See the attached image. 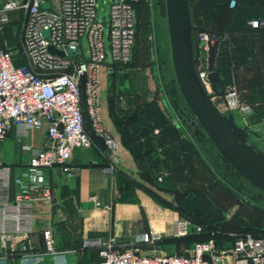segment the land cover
Wrapping results in <instances>:
<instances>
[{"label":"built area","instance_id":"1","mask_svg":"<svg viewBox=\"0 0 264 264\" xmlns=\"http://www.w3.org/2000/svg\"><path fill=\"white\" fill-rule=\"evenodd\" d=\"M46 2L48 6H44ZM230 4L234 5L235 0ZM97 6V0H0L1 23L9 22V13L13 11L25 14L19 51V57L25 62L16 64L14 54L0 47V140L13 127L21 137L32 130L46 129L50 139L44 147L24 146L30 154L28 166L15 178H12L10 167L0 160V235L3 245L13 239V235H17L14 240L20 242L29 238L31 229L20 226L21 218L25 216L30 220L34 201L52 196V184L45 171L60 166L65 174L73 176L70 160L75 150L94 145L86 127V115L93 133L103 140L112 159L103 170L109 176L114 174L120 142L104 122L101 110L103 79L106 72H115L129 63L137 23L132 0H111L107 24L98 20ZM249 23L264 28V16L253 18ZM220 37L218 31L199 32V41L204 43L205 49L209 42L218 49ZM51 47L65 54L54 52ZM198 76L205 90L210 91L207 70L200 71ZM247 92L248 89L240 90L232 84L227 95L228 106L238 108L245 118L253 112V105L242 97ZM12 183L19 189L13 202L8 199ZM96 204L100 205L99 202ZM204 229L203 224L186 217H179L174 222L176 236L203 232ZM211 233L215 234L214 231ZM43 235L47 250L53 252L52 230H44ZM156 238L149 233L142 235L145 241ZM81 245L99 251L101 260L98 264H227L226 258L230 255L237 259L236 264H264V236L257 237L252 233L237 235L230 250L219 249L214 238L196 240L188 254L149 255L138 247L120 249L114 236L106 240L99 236L84 237Z\"/></svg>","mask_w":264,"mask_h":264},{"label":"crops","instance_id":"2","mask_svg":"<svg viewBox=\"0 0 264 264\" xmlns=\"http://www.w3.org/2000/svg\"><path fill=\"white\" fill-rule=\"evenodd\" d=\"M11 13L13 20L19 11ZM261 35L264 38V28H261ZM251 52L245 59L249 67L245 85L251 86L249 100L256 110L242 123L237 122L246 127L249 138L254 133L264 140V79L262 73L260 81L253 79L252 67L258 59ZM110 109L103 88L101 110L104 122L120 142L114 174L109 176L103 170L112 159L103 140L93 133L87 120L86 127L94 145L75 150L70 160L73 176L65 174L60 166L45 171L52 184V196L34 201L30 220L25 216L21 218L20 226L31 229L27 240H14L17 235H13V239L3 245L0 235V264H98L101 260L99 251L81 245L84 237L93 236L105 240L114 236L120 249L138 247L149 255L188 254L196 240L210 238L215 239L219 249L230 250L239 234L264 236V198L253 196L245 187L221 179L223 187L218 197L208 196L209 192L202 190L197 195L183 191L177 194L176 189L183 187L184 181L191 190L203 184L200 165L213 171L212 162L197 143L199 140L189 139L184 132L178 133L176 140L159 137L161 142L167 143L161 147L164 151L160 155L170 170L162 184L150 168L146 170L140 165V154L130 150L132 139L118 130ZM49 142L46 129L32 130L21 137L13 127L0 140V160L10 167L12 178H15L28 166L30 154L24 146L44 147ZM155 151L156 147L148 148L144 156L150 158ZM18 190L12 183L9 201L16 200ZM231 205L233 212L227 214ZM179 217L203 224L204 231L176 236L174 222ZM46 229L53 232V252L46 248L43 235ZM145 233L157 238L145 241L142 239ZM226 262L236 264L237 259L230 255Z\"/></svg>","mask_w":264,"mask_h":264},{"label":"rangeland","instance_id":"3","mask_svg":"<svg viewBox=\"0 0 264 264\" xmlns=\"http://www.w3.org/2000/svg\"><path fill=\"white\" fill-rule=\"evenodd\" d=\"M132 1L137 36L131 59L127 65L119 67L117 71L105 73L103 88L118 130H121L123 136L132 139L130 150L134 154H140V165L146 170L150 168L153 175L159 177V181L164 184L167 176L170 175V170L161 160L160 154L164 151L161 147L167 144L161 142L163 140L161 137L176 140L178 133L184 132L189 139L199 140L197 143L212 162L213 171L209 172L206 165H200L199 170L202 169L204 174L203 184L191 190L192 188H188L187 182L184 181L185 185L176 189L177 194L183 191L187 194L194 192L197 195L202 190L209 192L208 196L218 197L223 187L221 179H225L245 187L253 196L260 195L264 198V191L239 175L220 156L218 149L183 97L173 66L166 0ZM263 1L235 0V4L231 5V0H189L192 35L198 40L201 49L197 72L207 70L208 65V49H205L204 43L199 41V32L218 31L221 37L219 48L215 49L214 66L225 80V88L224 94L215 95L213 101L222 113L233 115L235 119L241 118L236 120L241 123L246 119L243 114L238 108L228 106V87L235 84L240 90L244 89L247 79L245 74L249 70L245 57L249 56L250 50L258 59L252 67L253 79L260 72L259 62L264 60V38L261 32L250 28L249 21L264 16ZM97 3V18L107 24L111 0H97ZM48 5V2L44 4V6ZM12 14L9 13L11 18L9 22H0V47L9 49L14 54L15 63L22 64L25 60L19 57V51L25 14L19 11L13 20ZM105 39L109 50L108 27H106ZM84 43L88 53L86 38ZM208 92L213 93L212 86ZM249 95L247 92L242 94V97L252 104ZM255 110L253 105V112ZM249 143L264 153V140L260 139V135L254 136L253 133ZM151 147H156L154 155L150 158L145 157L147 149ZM233 207L231 205L226 213L233 212Z\"/></svg>","mask_w":264,"mask_h":264},{"label":"water","instance_id":"4","mask_svg":"<svg viewBox=\"0 0 264 264\" xmlns=\"http://www.w3.org/2000/svg\"><path fill=\"white\" fill-rule=\"evenodd\" d=\"M173 66L183 97L220 152L221 156L246 180L264 191V153L249 143V132L233 115L220 111L215 95L224 94L225 80L215 69L216 45L208 43L207 79L213 93H208L197 72L200 45L193 38L189 0H166ZM52 51L65 54L54 47ZM71 54L75 51L68 50Z\"/></svg>","mask_w":264,"mask_h":264},{"label":"trees","instance_id":"5","mask_svg":"<svg viewBox=\"0 0 264 264\" xmlns=\"http://www.w3.org/2000/svg\"><path fill=\"white\" fill-rule=\"evenodd\" d=\"M250 28L251 29H253V30H255V31H259V32H261V28L262 27H253L252 25H250ZM255 57V56H254ZM245 59H247V55H246V57H245ZM256 63V62H255ZM260 64H259V66H260V72H259V74L255 77V79L256 80H258V81H260L261 80V73L263 74V79H264V71H263V65H264V62H263V60L261 61L260 60V62H259ZM253 66H254V64H253ZM227 81V80H226ZM250 85H245V87L244 88H246V89H248V92H249V90H250ZM250 94V93H249ZM85 115H86V113H85ZM86 117V119L88 120V116L86 115L85 116ZM220 153V152H219ZM220 156H221V154H220ZM222 157V156H221ZM223 158V157H222ZM224 159V158H223ZM225 160V159H224ZM226 161V160H225ZM227 162V161H226ZM228 163V162H227ZM240 175V174H239ZM261 190V189H260ZM263 191V190H262ZM253 234V233H252ZM254 236H257V237H259V235H256V234H253Z\"/></svg>","mask_w":264,"mask_h":264}]
</instances>
